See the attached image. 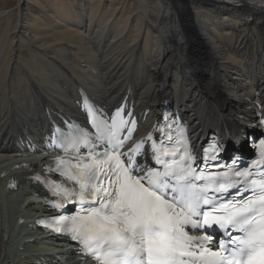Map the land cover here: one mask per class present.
<instances>
[{"label": "bare ground", "instance_id": "6f19581e", "mask_svg": "<svg viewBox=\"0 0 264 264\" xmlns=\"http://www.w3.org/2000/svg\"><path fill=\"white\" fill-rule=\"evenodd\" d=\"M19 1L0 13V176L21 179L9 207L23 210L11 213V226L39 214L40 190L26 176L46 159L17 151L15 140L44 133L47 110L74 113L80 87L109 106L132 92L145 122L164 101L180 103L190 133L217 132L224 152L264 129L256 107L264 106V9L227 0ZM12 236L1 238L0 264H67L76 255Z\"/></svg>", "mask_w": 264, "mask_h": 264}, {"label": "snow or ice", "instance_id": "6c2138e0", "mask_svg": "<svg viewBox=\"0 0 264 264\" xmlns=\"http://www.w3.org/2000/svg\"><path fill=\"white\" fill-rule=\"evenodd\" d=\"M126 123L113 118L110 126L97 125L106 129L111 151L77 155L76 163L57 159L52 171L76 187L53 184L54 206L74 200L83 214L40 223L70 233L99 264H264V140L244 169L237 158L231 165L212 163L222 170L211 171L197 165L186 137L176 140L170 126L158 129V141L149 134L121 151L130 139L119 135ZM148 141L159 170L140 167ZM209 160L217 156L206 155Z\"/></svg>", "mask_w": 264, "mask_h": 264}, {"label": "rangeland", "instance_id": "374dc122", "mask_svg": "<svg viewBox=\"0 0 264 264\" xmlns=\"http://www.w3.org/2000/svg\"><path fill=\"white\" fill-rule=\"evenodd\" d=\"M20 2L19 0H0V13L2 12H9L10 10L14 9V8H17L18 5H20ZM13 21H14V18H13ZM22 54H25V50L22 49ZM207 99V97H203L202 98V101ZM201 110H197L196 109V112H195V116L197 118H200L203 122H206V119H205V116L200 112ZM227 116H230V113L227 112ZM202 128H207L208 129V126L207 124L204 125H201L200 128L198 129H202ZM211 128L213 130H215L217 127H215L214 125H211ZM12 250V249H11ZM13 252V251H12ZM14 256L18 255L19 253L16 251L15 247H14ZM16 262H12V263H9V264H15Z\"/></svg>", "mask_w": 264, "mask_h": 264}, {"label": "water", "instance_id": "95a60500", "mask_svg": "<svg viewBox=\"0 0 264 264\" xmlns=\"http://www.w3.org/2000/svg\"><path fill=\"white\" fill-rule=\"evenodd\" d=\"M250 6H253L255 8H258V9H264V2H259L257 0H255V2L253 4H251ZM254 133H256V129L253 130ZM249 137V134L246 135V141H247V138Z\"/></svg>", "mask_w": 264, "mask_h": 264}]
</instances>
